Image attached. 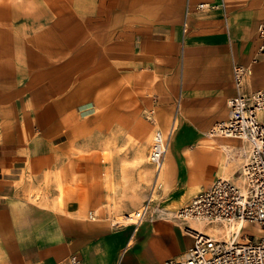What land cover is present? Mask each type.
<instances>
[{"label":"crops","instance_id":"1","mask_svg":"<svg viewBox=\"0 0 264 264\" xmlns=\"http://www.w3.org/2000/svg\"><path fill=\"white\" fill-rule=\"evenodd\" d=\"M200 3L214 8L197 10ZM61 9L46 23V55L69 58L71 67L84 72L77 88L55 95L51 90L59 84H52L49 68L40 93H33L39 87L35 73L11 91L0 89V101L4 93L16 95L0 112V264H56L70 255L83 264L179 259L193 238L172 213L216 178L236 181L249 153L246 140L211 138L209 131L228 118L226 102L236 93L233 63L251 69L243 93L264 88V52H258L257 39L264 0H65ZM27 22L13 17L6 24L24 36L31 35L28 29L16 27ZM40 26L45 24L37 21ZM31 33L35 44L36 30ZM120 80H127L129 90L142 89L143 103L158 106L156 119L164 130L179 104L159 177L160 199L152 204L157 209L136 227L93 216L97 198L88 200L87 191L74 187L77 161L70 155L79 121L85 129L103 121L96 94L104 83ZM74 106L81 109L78 115L71 112Z\"/></svg>","mask_w":264,"mask_h":264},{"label":"rangeland","instance_id":"2","mask_svg":"<svg viewBox=\"0 0 264 264\" xmlns=\"http://www.w3.org/2000/svg\"><path fill=\"white\" fill-rule=\"evenodd\" d=\"M0 4V89L11 91L27 82L35 73L39 87L33 93H40L47 88L48 69L52 68V84L57 83L59 87L56 90L50 89L51 92L56 91L55 95L62 98L66 95L65 92L75 90L85 75L84 72L71 67L69 58L46 55L49 46L46 23L48 18L59 17L63 12L61 6L65 4V0H0ZM13 17L28 19L25 26L19 25L16 28L18 32L28 29L31 35L12 34L6 22L11 21ZM3 19L9 20L1 22ZM37 21L45 24L40 26L41 31L36 27ZM33 29L37 32L34 35L35 44L31 33ZM16 50L21 56L14 55ZM38 52L45 56L38 55ZM104 85L103 92H98L94 98L95 108L103 116V121L88 129H85L84 122L79 121L70 141V155L77 161L78 177L74 187L82 189L84 193L87 191L88 200L97 198V201H92L96 204L93 210H96L97 214L93 215L94 217L111 219L118 226H125L129 223L124 219L117 222V217H124L139 210L148 200L151 205H155L160 199L158 192L161 190V181L159 178L157 183H154L157 168L150 158L152 146L156 141L154 137L161 133L169 148L178 122L173 128V122L170 121L171 125L164 130L156 119L158 106L143 103V90H129L127 80H120L116 84L106 82ZM72 86L75 88L72 89ZM47 91L43 94L46 95ZM15 97L16 95L4 93L5 99L0 101V112L8 107L5 101L10 102ZM71 112L78 115L81 109L74 106ZM178 117L179 104L171 120H177ZM6 123L9 124L4 122ZM246 142L243 141L242 145L250 148ZM58 189L61 195L60 187ZM124 206H131L130 210L134 211L124 213L121 209ZM246 230L255 235L258 233L256 226H247Z\"/></svg>","mask_w":264,"mask_h":264},{"label":"built area","instance_id":"3","mask_svg":"<svg viewBox=\"0 0 264 264\" xmlns=\"http://www.w3.org/2000/svg\"><path fill=\"white\" fill-rule=\"evenodd\" d=\"M204 8L212 9L214 6L208 3L196 6L197 10ZM183 31L186 32V22ZM257 39L258 52L263 53L264 22L257 27ZM231 71L236 93L226 102L228 118L211 128L209 135L246 140L250 146L248 156L237 173L236 181L218 177L195 194L185 206L172 213L171 218L180 222L184 232L193 238V245L179 259H167L163 264H264V120L260 117L264 112V88L243 93V83L251 74V69L233 63ZM164 144L167 145L165 140ZM150 158L156 165L152 155ZM156 209L148 200L139 211L125 215L124 221L136 227L153 212L151 210ZM130 215H134L135 221L128 217ZM190 222H200L206 226L240 222L245 226L240 227L241 236L234 233L231 241H221L193 230ZM247 226H256L261 233H249ZM238 237L243 242H239ZM56 264L83 263L78 255H70Z\"/></svg>","mask_w":264,"mask_h":264},{"label":"bare ground","instance_id":"4","mask_svg":"<svg viewBox=\"0 0 264 264\" xmlns=\"http://www.w3.org/2000/svg\"><path fill=\"white\" fill-rule=\"evenodd\" d=\"M5 1V0H4ZM3 1H1L2 4ZM0 4V5H1ZM4 5V4H3ZM6 6V5H4ZM3 6V7H4ZM1 13V12H0ZM4 16V14L2 15ZM33 16V14H32ZM35 16V15H34ZM37 18V17H36ZM60 22V21H59ZM39 30V29H38ZM52 30V29H51ZM2 31V30H1ZM41 31V30H40ZM46 31V30H45ZM48 31V30H47ZM46 31V32H47ZM28 33H30V31H28ZM37 33V32H36ZM54 33V32H52ZM42 34V33H40ZM50 34V32H49ZM45 35V34H44ZM1 36V35H0ZM185 68V67H184ZM183 68V69H184ZM150 89V88H148ZM264 113V112H263ZM263 113L260 114L261 118H264V115H262ZM175 117V116H174ZM174 119V118H173ZM173 122V128H175L176 126V120L174 119V121H171V123ZM171 125V124H170ZM210 136V135H209ZM211 137V136H210ZM156 141H154V144L152 146V158L154 159V162H156V167H157V173H156V177H155V181L154 183H157V181L159 180V177L161 175L162 169L164 167V158L165 155L167 153V145L165 146L164 144V137L161 135V133L159 134V136L154 137ZM206 138V137H205ZM204 138V139H205ZM213 138V137H211ZM207 139V138H206ZM209 140V139H208ZM212 140V139H210ZM205 141V140H204ZM209 143V141H207ZM220 142V141H219ZM203 143V142H202ZM206 143V142H205ZM210 144V143H209ZM207 144V145H209ZM215 143H212L211 145L214 146ZM219 148L221 149V151H223L227 156H230V150L229 147L227 146V144L225 143H221L219 144ZM218 147V145H217ZM239 148V147H238ZM232 149V148H231ZM237 149V148H236ZM235 151V150H234ZM233 151V152H234ZM244 153V152H242ZM225 155V157H226ZM241 155V154H240ZM245 156V155H243ZM241 158V157H240ZM239 158V159H240ZM226 162H227V158H225ZM231 160V159H230ZM220 163V162H219ZM223 163V162H222ZM221 163V164H222ZM226 178V177H223ZM158 191V190H156ZM139 211V210H138ZM128 217H131V219H133L135 221V217L134 215H130ZM119 218V219H118ZM118 220H116L117 222H121L124 217H117ZM115 222V221H114ZM126 222V221H125ZM120 225V224H119ZM189 226L193 229V230H197L199 232H203L204 234L210 235L214 238H216L217 240H221V241H231L234 233H238L239 236H241V232H239L240 227L241 226H245V224H241L240 222H234V223H223L220 225H215V226H206L203 223L200 222H190ZM257 230V229H256ZM261 233V231H258L257 235H259ZM238 241L239 242H243L242 238L238 237Z\"/></svg>","mask_w":264,"mask_h":264}]
</instances>
